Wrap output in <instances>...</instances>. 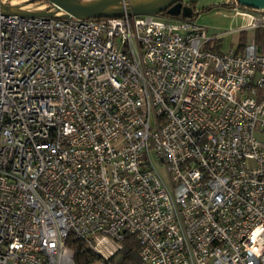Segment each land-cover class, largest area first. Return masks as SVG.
<instances>
[{"label":"built area","instance_id":"obj_1","mask_svg":"<svg viewBox=\"0 0 264 264\" xmlns=\"http://www.w3.org/2000/svg\"><path fill=\"white\" fill-rule=\"evenodd\" d=\"M226 3L227 51L188 17L0 11V264H120L126 235L136 264H264V9Z\"/></svg>","mask_w":264,"mask_h":264},{"label":"water","instance_id":"obj_2","mask_svg":"<svg viewBox=\"0 0 264 264\" xmlns=\"http://www.w3.org/2000/svg\"><path fill=\"white\" fill-rule=\"evenodd\" d=\"M34 2L35 0H27ZM50 4L52 10L27 9L19 4H0V11L3 13L31 15V16H53L56 12H62L63 16H75L78 18L95 17H121L123 15H158L166 12L172 17H190L192 10L188 5L182 6L181 0H163L152 5H133L129 0H100L93 4L86 5L75 0H41ZM239 5L253 9H264V0H235ZM107 3H119V7H108ZM105 4V6H103Z\"/></svg>","mask_w":264,"mask_h":264},{"label":"rangeland","instance_id":"obj_3","mask_svg":"<svg viewBox=\"0 0 264 264\" xmlns=\"http://www.w3.org/2000/svg\"><path fill=\"white\" fill-rule=\"evenodd\" d=\"M11 1V2H10ZM190 2L194 9V14L188 17L196 24L203 26L208 35L217 34L222 38L216 41L221 51H227L235 48L240 40V32L236 27L243 23L238 16L233 15L232 6L226 3V0H183ZM12 4L26 5L38 9V6L48 4L46 1L28 2L27 0H9ZM108 7H119V3H107ZM105 6V4L103 5ZM160 16V15H158ZM250 33L248 32V39ZM260 138L264 139V133H258Z\"/></svg>","mask_w":264,"mask_h":264},{"label":"trees","instance_id":"obj_4","mask_svg":"<svg viewBox=\"0 0 264 264\" xmlns=\"http://www.w3.org/2000/svg\"><path fill=\"white\" fill-rule=\"evenodd\" d=\"M41 1V0H35ZM34 1V2H35ZM191 7L192 13L194 14L193 6L190 2L187 4ZM163 15H167L166 12L161 13ZM182 17L181 15H179ZM240 41L245 40V32H242ZM255 39L258 43L264 44V27L255 29L254 32ZM242 44V43H241ZM71 246L74 249V259L76 264H95L97 256L88 248L82 241L78 239H74L71 242ZM137 250H138V242L136 238L132 235H126L123 240V246L120 251V264H136L138 261L137 257Z\"/></svg>","mask_w":264,"mask_h":264},{"label":"bare ground","instance_id":"obj_5","mask_svg":"<svg viewBox=\"0 0 264 264\" xmlns=\"http://www.w3.org/2000/svg\"><path fill=\"white\" fill-rule=\"evenodd\" d=\"M75 1L78 3H81V4L90 5V4H93V3L100 1V0H75ZM162 1L163 0H129V3H131L133 5L152 6V5L158 4ZM23 7L27 8V9H34V8H31L28 4L23 5ZM37 8L41 9L42 6H38Z\"/></svg>","mask_w":264,"mask_h":264},{"label":"crops","instance_id":"obj_6","mask_svg":"<svg viewBox=\"0 0 264 264\" xmlns=\"http://www.w3.org/2000/svg\"><path fill=\"white\" fill-rule=\"evenodd\" d=\"M241 24H242V23H241ZM241 24H240V25H241ZM239 32H240V31H239ZM242 32H245V33H246V35H245V40L242 41V42L239 40V43L237 44V46L242 45V44L248 39V32H249V31H241L240 34H242ZM249 33H250V32H249ZM212 35H215V34H212ZM210 36H211V35H210ZM241 36H242V35H240V38H241ZM256 42H257V40H256ZM241 43H242V44H241ZM257 43H258V42H257ZM258 44H259L260 47H262V46L264 45L263 43H258ZM216 46H218V44H216ZM237 46H236V47H237Z\"/></svg>","mask_w":264,"mask_h":264},{"label":"flooded vegetation","instance_id":"obj_7","mask_svg":"<svg viewBox=\"0 0 264 264\" xmlns=\"http://www.w3.org/2000/svg\"><path fill=\"white\" fill-rule=\"evenodd\" d=\"M180 3L182 4V6H185L188 4V2L186 3L185 1L181 0Z\"/></svg>","mask_w":264,"mask_h":264}]
</instances>
